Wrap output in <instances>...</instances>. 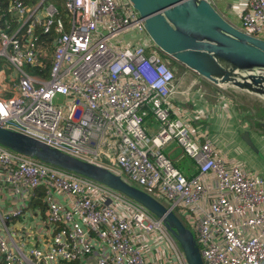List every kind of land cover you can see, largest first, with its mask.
<instances>
[{"label":"built area","instance_id":"2783aa9c","mask_svg":"<svg viewBox=\"0 0 264 264\" xmlns=\"http://www.w3.org/2000/svg\"><path fill=\"white\" fill-rule=\"evenodd\" d=\"M45 1H8L16 28L9 33L10 23L0 24V56L13 66L12 74L0 71V127L164 197L192 226L203 264H264V176L228 161L205 131L188 126L176 101L191 89L176 79L129 1L62 0L65 18ZM233 11L242 31L264 38V0H236ZM48 35L50 69L30 72L43 67ZM57 95L61 104L54 103ZM149 114L158 122L154 133L144 126ZM172 142L193 160L192 174L163 152ZM0 258L5 264H188L163 221L143 205L2 144Z\"/></svg>","mask_w":264,"mask_h":264},{"label":"water","instance_id":"95a60500","mask_svg":"<svg viewBox=\"0 0 264 264\" xmlns=\"http://www.w3.org/2000/svg\"><path fill=\"white\" fill-rule=\"evenodd\" d=\"M145 32L170 60L211 84L245 92L264 103V38L229 21L209 0H128ZM264 129V121L258 122ZM242 140L252 149L250 133ZM0 144L101 182L143 205L178 241L188 264H203L193 232L163 201L108 169L68 155L21 132L0 127Z\"/></svg>","mask_w":264,"mask_h":264},{"label":"crops","instance_id":"0c3cea01","mask_svg":"<svg viewBox=\"0 0 264 264\" xmlns=\"http://www.w3.org/2000/svg\"><path fill=\"white\" fill-rule=\"evenodd\" d=\"M235 2L236 0H216L224 16L227 14L228 16L225 17L233 23H236L238 19L233 11ZM186 70L195 74L190 75L189 73L187 74L189 77L184 76L182 79L184 87L186 89L189 87L191 91L182 96L181 101H176L179 104L178 107H182L185 119L199 123L206 119L207 124L202 130L207 133L214 147L224 158L228 161H239L246 168L261 173V164L241 136L244 131L252 132L255 137L253 138L250 134L252 140L257 144L261 143L260 146L264 150V137L261 136L263 131H260L262 127L258 125L259 121L256 116H251L243 106L251 104L259 111L257 114L259 119L264 120V103L245 92L217 87L190 69L186 68ZM1 87H3L2 84H0ZM224 91H228V94H225ZM175 161L176 159L174 163ZM187 166L189 167L184 173L190 175L196 168L192 159H190V163H187Z\"/></svg>","mask_w":264,"mask_h":264},{"label":"rangeland","instance_id":"374dc122","mask_svg":"<svg viewBox=\"0 0 264 264\" xmlns=\"http://www.w3.org/2000/svg\"><path fill=\"white\" fill-rule=\"evenodd\" d=\"M39 1L40 0H35V2H33V3H38ZM48 1L54 2L57 5V7H58L61 16L63 18L66 17L65 11L63 9L62 2L60 3V0H46L45 2H48ZM28 5L31 6L32 4L29 2ZM225 16H228V15L226 14ZM237 25L240 27L239 24H237ZM262 36L264 37V35H262ZM156 52L157 53H160L159 51H156ZM162 56H163V59H165L169 64H170V62L173 63V65L175 67L174 70H176V79L177 80L181 81L184 78V76L189 77L187 75L189 73H190V75H195L194 73H192L190 71H187L184 66L179 65L176 62L170 60L166 55L162 54ZM0 71H4L7 75L13 73V66L8 62V60L4 56H0ZM224 92H225V94H228V91H224ZM62 102H63V97L61 95H57L54 98V103L55 104H61ZM243 106L249 111V113H250L251 116H254L255 115L256 116V119L259 122H263L264 121V120L259 119V117L257 116V114L259 113V111L256 110L254 107H252L251 104L248 103L247 106L246 105H243ZM206 122H207L206 119H203L202 123H199V122L193 121V120H189L187 124H188V126L192 130L198 132V131H201L202 128L207 124ZM144 126H145V128H146V130H147L148 133H154L158 129V122L154 119L153 116H149L148 118L145 119ZM260 131H263L261 133V136L264 137V129L261 128ZM250 134L253 137V133L251 132ZM253 138H255V137H253ZM253 143L255 145V149H252L251 147L249 148L248 146L247 147L250 149V151H252V153L255 156V158H257V161H259V163L261 164V173L260 174L262 176H264V150L260 146L261 143L257 144L255 141H253ZM163 152L166 153V154H168L172 159H174V160L176 159V161L174 163L175 166L177 168H179L180 170H182L183 172H186V170L189 167V166H187V163L188 162L190 163V159L187 156H182V150H181V148L176 143L172 142V143H169V144L165 145L163 147ZM131 184L134 185V186H136V187H139V188L143 189L142 187L136 185L135 183H131ZM154 196L156 198L160 199L161 201H163L165 204L168 203V201L164 197L158 196V195H155V194H154ZM178 211H179V209H177V212ZM181 217H182V219L186 220L185 217H184V215L181 216Z\"/></svg>","mask_w":264,"mask_h":264},{"label":"trees","instance_id":"16d2710c","mask_svg":"<svg viewBox=\"0 0 264 264\" xmlns=\"http://www.w3.org/2000/svg\"><path fill=\"white\" fill-rule=\"evenodd\" d=\"M8 1L9 0H0V24H3L4 22L10 23L9 33H11L16 28V22L10 16ZM29 2L32 5L35 4V3H33V2H35V0H27V3H29ZM61 2H62V0H60V3ZM62 5H63V3H62ZM37 35H38V37L45 36V34L41 33V31H38ZM50 38H51V35H48L46 37V39L43 37V41L41 43V46H42V58H41V60H42V63H43V67H40V66L28 67L27 69L30 72L42 71L44 73H48V71L50 69V65H51V59H52L51 58V50H52V48L50 46ZM169 66L174 68L170 64H169ZM174 71H175V75H176V70H174ZM149 116H152V115L149 114ZM149 116H147L146 118H148ZM39 196H41V191H39ZM37 203H39L40 205L43 206V203H42V201L40 199L37 201ZM183 213H184V211H183ZM177 215L182 219V217H181L182 215L179 214V212H178ZM182 221L186 225V227H188L193 232L192 226L190 224H188L186 220L182 219ZM0 264H5L1 258H0Z\"/></svg>","mask_w":264,"mask_h":264},{"label":"flooded vegetation","instance_id":"af4514ba","mask_svg":"<svg viewBox=\"0 0 264 264\" xmlns=\"http://www.w3.org/2000/svg\"><path fill=\"white\" fill-rule=\"evenodd\" d=\"M216 8L219 10V12L224 15V13L222 12V9L218 7V4L216 3ZM168 63V62H167ZM169 64V63H168ZM170 65L174 67L173 63L170 62ZM175 68V67H174Z\"/></svg>","mask_w":264,"mask_h":264},{"label":"bare ground","instance_id":"6f19581e","mask_svg":"<svg viewBox=\"0 0 264 264\" xmlns=\"http://www.w3.org/2000/svg\"><path fill=\"white\" fill-rule=\"evenodd\" d=\"M245 143V142H244ZM246 144V143H245ZM247 145V144H246ZM248 146V145H247ZM249 147V146H248ZM250 148V147H249ZM246 168V167H245ZM248 169V168H247Z\"/></svg>","mask_w":264,"mask_h":264}]
</instances>
